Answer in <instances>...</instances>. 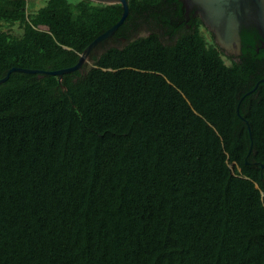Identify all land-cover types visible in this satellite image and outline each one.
<instances>
[{
  "label": "trees",
  "instance_id": "1",
  "mask_svg": "<svg viewBox=\"0 0 264 264\" xmlns=\"http://www.w3.org/2000/svg\"><path fill=\"white\" fill-rule=\"evenodd\" d=\"M127 3L91 65L0 83V264H264L261 36L235 57L179 0ZM30 7L0 0V78L74 65L122 14ZM143 22L160 31L132 38Z\"/></svg>",
  "mask_w": 264,
  "mask_h": 264
},
{
  "label": "water",
  "instance_id": "2",
  "mask_svg": "<svg viewBox=\"0 0 264 264\" xmlns=\"http://www.w3.org/2000/svg\"><path fill=\"white\" fill-rule=\"evenodd\" d=\"M97 3L114 4L122 6V14L119 20L110 28L99 34L80 53L78 61L67 68L57 70H38L30 68L11 67L0 78V83L8 79L11 72L20 71L26 73H44L59 77L64 73L80 69L83 63L89 60L90 52L107 38H111L117 28L124 22L129 14L127 0H91ZM189 8L197 6L202 21L213 33L215 43L227 54L239 55L241 53L240 32L243 27H254L261 36V47L264 48V0H180ZM264 81V79H262ZM258 84V83H257ZM256 84V86H257ZM255 86V87H256ZM252 91V90H251ZM249 91V92H251ZM247 92L246 94H248ZM239 104L237 106L238 112ZM249 127V126H248Z\"/></svg>",
  "mask_w": 264,
  "mask_h": 264
},
{
  "label": "rangeland",
  "instance_id": "3",
  "mask_svg": "<svg viewBox=\"0 0 264 264\" xmlns=\"http://www.w3.org/2000/svg\"><path fill=\"white\" fill-rule=\"evenodd\" d=\"M47 0H29V3H30V9L34 10V9H37V8H40L42 7L43 5H45ZM14 33H20L21 32V29L18 25H13L11 28H10ZM151 31H160V29L154 25L153 23H149V22H143L141 23V25L132 32V38H136V37H139V36H145L147 35L149 32ZM201 33L205 36V38L211 42L212 41V37L210 35V32L206 31L204 28H201L200 29ZM165 40H168V38H164ZM126 40L125 39H122L121 40V43H116V42H113L111 40H108L106 42H103L95 51L96 54H99L100 52H102L105 48L111 46V45H121L123 43H125ZM227 54V53H226ZM224 59L225 61L228 63L229 62V59L224 56ZM92 64V61L89 59L87 62H86V65L89 66Z\"/></svg>",
  "mask_w": 264,
  "mask_h": 264
},
{
  "label": "flooded vegetation",
  "instance_id": "4",
  "mask_svg": "<svg viewBox=\"0 0 264 264\" xmlns=\"http://www.w3.org/2000/svg\"><path fill=\"white\" fill-rule=\"evenodd\" d=\"M181 7H182V16H183V20H182L183 30H190L193 27L197 26L199 29L204 28L206 31L210 32V35L213 37V33L211 32V30L202 21L201 14L198 12L197 6L193 5L192 7L189 8L186 4L184 5L181 2ZM243 28H254V27L251 26V27H243ZM237 56L238 55H236L235 57Z\"/></svg>",
  "mask_w": 264,
  "mask_h": 264
},
{
  "label": "bare ground",
  "instance_id": "5",
  "mask_svg": "<svg viewBox=\"0 0 264 264\" xmlns=\"http://www.w3.org/2000/svg\"><path fill=\"white\" fill-rule=\"evenodd\" d=\"M229 55H231V54H229Z\"/></svg>",
  "mask_w": 264,
  "mask_h": 264
}]
</instances>
